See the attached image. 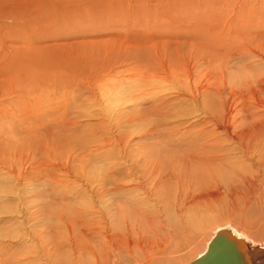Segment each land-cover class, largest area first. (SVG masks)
Here are the masks:
<instances>
[{"label":"rangeland","instance_id":"374dc122","mask_svg":"<svg viewBox=\"0 0 264 264\" xmlns=\"http://www.w3.org/2000/svg\"><path fill=\"white\" fill-rule=\"evenodd\" d=\"M65 1L39 44L0 27V264H190L220 229L264 250V128L236 145L185 96L135 87L195 64L218 81L244 39L264 47V0ZM201 151L260 198L183 201Z\"/></svg>","mask_w":264,"mask_h":264},{"label":"bare ground","instance_id":"6f19581e","mask_svg":"<svg viewBox=\"0 0 264 264\" xmlns=\"http://www.w3.org/2000/svg\"><path fill=\"white\" fill-rule=\"evenodd\" d=\"M163 1H166L169 6H175L174 9L177 8L178 11L182 13L186 11L188 5V0H139L137 5H140V8H143L144 6L149 9V13L150 9L151 11L157 9L158 5H155L153 2H157L160 5ZM64 3H67V1L0 0V27L4 28L7 26V28H9L8 30L4 29V31H10V38L12 33H15L16 36L14 38L18 41H24V38H27L30 43L34 45L39 44L40 36L37 37L36 35L40 33V31L44 29V25L47 24L48 20H46V17H49L50 15L56 17V11L59 12L61 9L62 11L64 10ZM151 3L153 4L152 8ZM98 5H91V7ZM66 11L68 12V10ZM168 11L170 12V10ZM168 11L166 14H168ZM77 13H79V10ZM186 13L187 12H185V14ZM56 18H54L53 22ZM147 19L148 18H146V21H148ZM7 22L10 23V25H8ZM170 24L171 23H169V25ZM33 36H35V38H32ZM29 38L32 39L29 40ZM254 39L258 38H255V35H253L244 39V41L248 42V45L244 47L241 46L238 52L235 53L237 57L233 58V56H230L233 54H227L229 57H227L222 65L217 68L219 76H221L218 81L212 76V72H214L212 67H206L200 71L199 67L195 64L196 67L187 68L185 71H182V74H176V71L175 73L172 72L173 74L171 76L169 75V77H157V74L155 73H153L154 75L149 79H145L146 77H144V75L138 76L136 80L138 86H135L137 87L138 92L140 91L138 96L149 95L152 101L158 103L165 101H160L162 99L161 97L157 98L158 95L164 93V96L162 95V97L166 98L171 91H174L179 97L180 95L185 96V99L192 102L193 107L198 108V111H200V115H204L205 118L210 119L209 123L212 124L211 127L218 130L220 129L226 133L232 143H235L236 145L237 143H243L244 145L251 143L253 137L256 134L263 132L259 131L264 128V116L259 113L257 114V111L254 110L261 106L264 107V47H262L263 50L253 49L251 46ZM22 52L24 53V51ZM235 59H237L236 62H234ZM133 99L136 98L134 97ZM167 154L168 152L166 155ZM197 154L196 163L198 165L194 163L193 168L191 166L193 172H183L186 176L192 177V182L194 184V190L192 189L193 192L191 190V192H187V190L185 191L186 195L184 196L183 201H188L190 198L191 203H195L196 201H202L204 203V201L206 202L217 197L219 198L221 191L224 188L225 190L227 189L226 191L230 193L233 200H241V202L248 201L249 203L255 198L257 194L255 192V186L258 182L257 174L246 171L236 173L212 172V166L205 163L208 158L206 154L202 151ZM169 157L170 156L167 155L166 159H170ZM189 158L190 156L188 159ZM214 158L215 156L210 159L216 161ZM166 159L165 161L167 162ZM185 161L189 160L185 159ZM188 193L191 194V196H189ZM224 193L225 191L223 194ZM256 197L260 198L259 195ZM249 252L255 264H264V250L257 251L251 246Z\"/></svg>","mask_w":264,"mask_h":264},{"label":"water","instance_id":"95a60500","mask_svg":"<svg viewBox=\"0 0 264 264\" xmlns=\"http://www.w3.org/2000/svg\"><path fill=\"white\" fill-rule=\"evenodd\" d=\"M251 246L232 230L220 229L208 250L190 264H255L249 252Z\"/></svg>","mask_w":264,"mask_h":264}]
</instances>
